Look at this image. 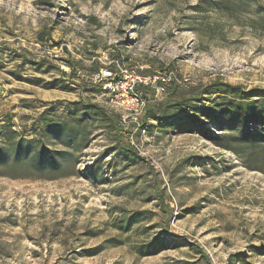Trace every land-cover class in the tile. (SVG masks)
Listing matches in <instances>:
<instances>
[{"label":"rangeland","instance_id":"374dc122","mask_svg":"<svg viewBox=\"0 0 264 264\" xmlns=\"http://www.w3.org/2000/svg\"><path fill=\"white\" fill-rule=\"evenodd\" d=\"M232 1L0 0V126L32 138L45 110L115 111L93 89L99 71L170 76L173 99L214 79L264 88V0ZM153 91L137 90L151 107ZM124 129L126 143L133 123ZM86 130L62 176L0 175V264H264V152L248 160L151 117L133 133L137 156L115 131ZM157 235L162 247L141 253Z\"/></svg>","mask_w":264,"mask_h":264},{"label":"trees","instance_id":"16d2710c","mask_svg":"<svg viewBox=\"0 0 264 264\" xmlns=\"http://www.w3.org/2000/svg\"><path fill=\"white\" fill-rule=\"evenodd\" d=\"M208 3L212 8L230 11L236 2L208 0ZM262 23L264 25V21ZM174 83L171 81L169 85L174 86ZM93 87L99 91L101 85L94 83ZM170 92L168 89L163 100L154 102L155 107L146 105V121L151 117L160 123L177 125L184 132L194 131L216 146L237 154L245 152L248 160H252L256 153L264 152V88L246 90L242 85L214 79L202 88L190 90L189 95L173 99ZM179 109L183 114L177 116L175 112ZM79 110L77 117L72 114L67 120L53 118L43 111L33 124L32 138H28L24 128H13L14 124L7 119V123L0 126V175L26 177L24 175L37 173L39 177L62 176L77 161L74 153L82 150L88 125L115 131L116 143L121 150L130 156L139 154L129 142L122 141V135L126 133L121 125V114L97 103L83 101L79 102ZM207 122L218 128L207 127ZM49 137L59 138L68 146L67 150L52 148L46 142ZM91 167L88 172L94 174V164ZM163 241L157 235L149 243L142 244L139 251L145 253L152 247L156 250L162 247ZM253 250L261 251L257 246Z\"/></svg>","mask_w":264,"mask_h":264},{"label":"built area","instance_id":"2783aa9c","mask_svg":"<svg viewBox=\"0 0 264 264\" xmlns=\"http://www.w3.org/2000/svg\"><path fill=\"white\" fill-rule=\"evenodd\" d=\"M106 75V76H105ZM98 81L102 82L101 88L103 94L107 97L108 103L114 107L115 111L123 112L121 114V125L123 130L125 125L133 123L134 129L128 137V142L138 151L134 142L133 133L141 129L140 117L144 114L147 100L138 92V86L151 87L154 91V101L159 102L164 99L167 86L171 82V77L167 78L154 74L153 76H140L128 74L127 70L119 69V72L99 71L95 74ZM175 79V77H173ZM96 81V80H94ZM175 81H178L175 79ZM137 88V89H136ZM119 109V110H118ZM124 109L126 114H124Z\"/></svg>","mask_w":264,"mask_h":264}]
</instances>
